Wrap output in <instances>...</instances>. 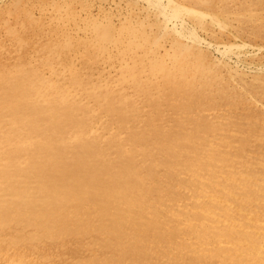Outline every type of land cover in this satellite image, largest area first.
Masks as SVG:
<instances>
[{
	"label": "rangeland",
	"instance_id": "obj_1",
	"mask_svg": "<svg viewBox=\"0 0 264 264\" xmlns=\"http://www.w3.org/2000/svg\"><path fill=\"white\" fill-rule=\"evenodd\" d=\"M0 78L32 85V112L60 98L78 123L56 135L64 150L77 136L99 139L104 163L117 167L119 154L131 150L127 138L144 134L147 145L131 165L156 188L139 221L117 219L112 235L101 232L108 224L96 208L82 207L81 221L73 203L62 207L65 232H57L36 177L25 174L28 152L13 170L16 142L0 139V264H264V0H0ZM108 108L123 111V120ZM16 119L0 106L2 138L12 134L24 148L42 138L16 131ZM191 133L195 141L177 149L168 175L158 143ZM204 150L206 166L184 156ZM22 196L32 203L15 207ZM112 243L120 245L115 252Z\"/></svg>",
	"mask_w": 264,
	"mask_h": 264
},
{
	"label": "bare ground",
	"instance_id": "obj_2",
	"mask_svg": "<svg viewBox=\"0 0 264 264\" xmlns=\"http://www.w3.org/2000/svg\"><path fill=\"white\" fill-rule=\"evenodd\" d=\"M170 29V28H169ZM171 31V30H170ZM202 31V30H200ZM204 32V31H203ZM209 34V33H208ZM204 38V37H203ZM207 41V40H206ZM133 43V42H132ZM159 54V53H158ZM169 54V53H168ZM177 54V53H176ZM67 56V55H66ZM60 57V56H59ZM22 58V57H21ZM67 58V57H66ZM69 59V58H68ZM74 61V60H73ZM168 61V60H167ZM173 61V60H172ZM179 61V60H178ZM64 64V63H63ZM62 64V66H63ZM83 65V64H82ZM75 66V65H74ZM94 66V65H93ZM180 66V65H179ZM69 67H72L71 65ZM69 69V68H68ZM90 69V68H89ZM67 70V69H66ZM76 70V68H75ZM65 71V69H64ZM45 72V71H44ZM43 74V73H42ZM192 75V74H191ZM207 76V75H206ZM208 77V76H207ZM74 78V77H73ZM56 79V78H55ZM190 80V79H189ZM230 82V81H229ZM233 82V81H232ZM242 83V82H241ZM5 86L6 90L0 91V106L9 110V115L12 118L17 117L15 123L16 131L20 130L28 133H41V139H32L31 143L24 148L21 144L22 141L16 139L14 136L7 135L4 138L0 136V139H4L5 142L11 143V140H15L16 144L11 152V168L16 170L17 156L25 151L28 152V163L26 167V175L34 176L37 179V186L42 190L45 197L49 213H51L53 221L58 225L57 232H65L62 227L63 212L62 207L65 204L73 203L77 208L74 210V214L81 221H84V212L82 207L90 205L96 208L97 214L107 222V226L102 227L101 232L111 233L117 229V219L131 217L135 221H139V217L144 213L149 205V199L147 198L148 192L155 191L156 188L152 187L148 189L145 185V180L139 173L135 172L131 165V156L141 146L143 148L147 145V139L145 135L133 138H127V142L131 145V150L121 152L119 154V165L113 167L104 163L105 144H100L99 139H84L77 136L73 139L71 147L69 149H63L62 139H57L58 134L65 133L68 124L77 125V121L71 118L67 113V108L63 105L60 98H53L52 103L54 108L37 109L35 112L31 111L32 99H35L37 93L32 88V85L27 81L20 79L19 81L10 83L9 80L0 78V86ZM253 88V87H252ZM171 94L176 95V87H171ZM220 93V92H219ZM240 93V92H238ZM242 93V92H241ZM260 93V92H259ZM246 95V94H245ZM247 98V97H246ZM250 100V99H249ZM255 101V100H254ZM13 103V105H11ZM248 104V103H247ZM259 106V105H258ZM250 108V107H249ZM264 110V109H263ZM260 111V110H259ZM108 112L117 115L118 119L123 120V111L114 110L108 108ZM215 113V112H214ZM18 115V116H17ZM233 121V120H232ZM245 123V122H244ZM222 135V134H221ZM233 136V135H230ZM236 136V135H235ZM159 140V139H158ZM258 140V139H257ZM262 140V139H261ZM195 141V134L189 135H176L173 134L169 139H161L157 148L160 155H164L166 160L165 164L168 170V175L172 174V170L176 165L177 154L176 151L180 146L189 147ZM225 141V140H224ZM227 141V140H226ZM225 141V142H226ZM252 141V140H251ZM259 141V140H258ZM21 143V144H20ZM256 143V142H255ZM258 143V142H257ZM262 143V142H261ZM111 144V141L108 145ZM253 144V143H252ZM20 145V146H19ZM261 145V144H260ZM233 146V145H232ZM264 146V144H263ZM239 147V146H238ZM1 148V147H0ZM29 148V151L28 149ZM250 150V149H249ZM261 150V149H260ZM140 151H142L140 149ZM233 151V150H232ZM187 152V151H186ZM184 153V156L191 162H199L204 165L208 161H211L210 152L204 150L203 155H194L191 152ZM243 155V154H242ZM220 156V154H219ZM227 156V155H226ZM252 157V156H251ZM249 157V159L251 158ZM156 158V157H155ZM196 158V159H195ZM198 158V159H197ZM226 158V157H225ZM246 158V157H245ZM262 158V157H261ZM229 159V158H228ZM233 159V158H231ZM247 159V158H246ZM199 160V161H196ZM237 160V159H236ZM239 160V159H238ZM237 160V161H238ZM251 160V159H250ZM232 161V160H231ZM213 163V162H212ZM215 163V162H214ZM229 163V162H228ZM227 163V164H228ZM251 163V162H250ZM114 164V163H113ZM193 164V163H192ZM211 164V163H210ZM226 164V163H225ZM223 163V165H225ZM208 165V163H207ZM221 165V166H223ZM184 166V165H183ZM186 166V165H185ZM206 166V164H205ZM217 166V164L215 165ZM219 166V165H218ZM227 166V165H226ZM233 166V165H231ZM194 167V165H193ZM242 167V165H241ZM251 167V166H250ZM202 168V167H201ZM210 168V167H209ZM249 168V167H248ZM252 168V167H251ZM259 168V167H258ZM179 169V168H178ZM207 169V168H206ZM215 169V168H214ZM225 169V168H224ZM250 169V168H249ZM264 169V168H263ZM177 170V169H176ZM184 170V169H183ZM205 170V169H204ZM244 170V168H243ZM174 172V171H173ZM212 172V171H211ZM230 172V171H229ZM234 172V171H233ZM238 172V171H237ZM264 172V171H263ZM195 173V172H193ZM201 173V172H200ZM199 173V174H200ZM192 174V171H191ZM203 174V172H202ZM229 174V173H228ZM227 174V175H228ZM241 174V173H239ZM244 174V173H243ZM194 175V174H193ZM216 175V174H215ZM248 175V174H246ZM251 175V174H250ZM152 176L151 167L146 168L145 178ZM185 176V175H184ZM191 176V175H190ZM202 176V175H201ZM204 176V174H203ZM221 176V175H220ZM235 176V175H233ZM207 179H213L210 176ZM193 178V177H192ZM219 178V177H218ZM217 178V179H218ZM229 178V177H228ZM184 179V178H183ZM222 179V178H220ZM259 180V178H257ZM197 180V179H196ZM203 180V179H202ZM238 180V179H237ZM209 181V180H208ZM212 181V180H211ZM197 182V181H196ZM210 182V181H209ZM221 182H223L221 180ZM247 182V180H246ZM253 183V181H252ZM251 183V184H252ZM197 184V183H195ZM210 185V183H208ZM240 184V183H239ZM246 184V183H245ZM191 185V184H189ZM208 185V186H209ZM214 185V184H213ZM234 185V184H233ZM249 185V184H247ZM187 186V185H186ZM200 186H202L200 184ZM252 186V185H251ZM203 187V186H202ZM225 187V186H224ZM248 187V186H247ZM253 187V186H252ZM177 188V187H176ZM199 188V187H198ZM211 188V187H210ZM232 188V187H231ZM243 188V187H242ZM241 188V189H242ZM246 188V187H245ZM254 188V187H253ZM264 188V187H263ZM191 189V188H190ZM221 189V188H220ZM225 189V188H224ZM235 189V188H234ZM238 189V187H237ZM192 190V189H191ZM211 190V189H210ZM199 191V190H198ZM205 191V190H204ZM209 191V190H208ZM207 191V192H208ZM227 191V190H226ZM236 191V190H235ZM238 191V190H237ZM246 191V190H245ZM190 192V191H189ZM206 192V191H205ZM247 192V191H246ZM253 193V191H251ZM255 192V191H254ZM225 193V192H224ZM241 193V192H239ZM257 193V191H256ZM188 194V193H187ZM222 194V193H221ZM237 193H235L236 195ZM243 194V192H242ZM197 195V194H196ZM239 195V194H238ZM237 195V197H238ZM244 195V194H243ZM242 196V195H241ZM249 196V194H248ZM252 196V195H251ZM256 196V195H255ZM196 197V196H195ZM203 197V196H202ZM219 197V196H218ZM250 197V196H249ZM194 198V197H193ZM200 198V197H199ZM256 198V197H255ZM201 199V198H200ZM203 199V198H202ZM231 199V198H230ZM245 199V197H244ZM249 199V198H248ZM153 200V199H152ZM223 200V199H222ZM251 200V199H250ZM254 200V199H253ZM263 200V199H262ZM190 201V200H189ZM203 201V200H202ZM228 201V200H227ZM237 201V200H236ZM246 201V200H245ZM261 201V200H260ZM162 203V201H160ZM196 202V201H195ZM194 202V203H195ZM247 202V201H246ZM251 202V201H249ZM32 203V202H31ZM30 201L27 198H17L14 202L15 207L30 206ZM44 203V202H43ZM164 203V202H163ZM211 203V202H210ZM239 203V202H238ZM244 203V202H243ZM252 203V202H251ZM151 204V203H150ZM172 204V203H171ZM168 204V205H171ZM197 204V203H196ZM203 204V203H202ZM201 204V205H202ZM207 204V203H205ZM230 204V203H229ZM153 205V204H152ZM151 205V206H152ZM167 205V204H166ZM173 205V204H172ZM209 205V203H208ZM233 205V204H232ZM245 205V204H244ZM254 205V204H253ZM256 205V204H255ZM42 206V205H41ZM156 206V205H155ZM229 206V205H228ZM249 206V205H248ZM259 206V205H256ZM44 207V206H43ZM91 207V208H92ZM213 207V204H212ZM42 208V207H41ZM56 208V211L54 212ZM160 208V207H159ZM198 208V206H197ZM201 208V207H199ZM198 208V209H199ZM210 208V207H209ZM221 208V207H220ZM226 208V207H225ZM224 208V209H225ZM234 208V207H233ZM232 208V209H233ZM239 208V207H238ZM30 209V208H29ZM35 209V208H34ZM39 209V207H38ZM66 209V208H64ZM150 209H152L150 207ZM158 209V208H157ZM177 209V208H176ZM202 209V208H201ZM208 209V208H207ZM215 209V208H214ZM230 209V208H229ZM243 209V207L241 208ZM252 209V208H251ZM255 209V208H254ZM27 210V209H26ZM68 210V209H67ZM155 210V209H152ZM162 210V209H161ZM173 210V209H172ZM183 210V209H180ZM179 210V211H180ZM213 210V209H211ZM30 211V210H29ZM33 211V210H32ZM89 211V209H88ZM150 211V210H149ZM160 211V210H158ZM164 211V210H163ZM192 211V210H191ZM188 211V212H191ZM203 211V210H202ZM215 211V210H213ZM212 211V212H213ZM218 211V210H217ZM226 211V209H225ZM228 211V210H227ZM238 211V210H237ZM253 211V210H252ZM38 212V211H37ZM47 212V211H46ZM153 212V211H152ZM178 212V211H177ZM194 212V211H193ZM204 212V211H203ZM224 212V211H223ZM259 212V211H258ZM22 213V212H21ZM44 213V212H43ZM158 213V212H157ZM221 213V212H220ZM219 213V214H220ZM226 213V212H225ZM234 213V212H231ZM244 213V212H243ZM31 214V213H30ZM36 214V213H35ZM45 214V213H44ZM47 214V213H46ZM87 214V213H86ZM182 214V212H181ZM249 214V213H248ZM247 214V216H248ZM253 214V213H252ZM257 214V213H256ZM154 215V214H153ZM156 215V214H155ZM154 215V216H155ZM158 215V214H157ZM167 215V214H165ZM234 215V214H233ZM254 215V214H253ZM263 215V214H262ZM261 215V216H262ZM29 216V215H28ZM39 216V215H38ZM42 216V215H40ZM93 216V215H92ZM96 216V215H95ZM98 216V217H99ZM216 216V215H215ZM221 216V215H220ZM226 215H224L225 217ZM36 217V216H35ZM47 217V216H46ZM49 217V216H48ZM66 217V216H65ZM97 217V216H96ZM144 217V215H143ZM158 217V216H157ZM181 217V216H180ZM191 217V216H190ZM210 217V216H209ZM254 217V216H253ZM260 217V216H259ZM43 218V217H42ZM87 218V217H86ZM93 218V217H92ZM152 218V217H151ZM222 218V217H220ZM228 218V217H227ZM245 218V217H244ZM33 219V218H31ZM70 219V217H69ZM154 219V218H153ZM181 219V218H180ZM187 219V218H186ZM223 219V218H222ZM225 219V218H224ZM252 219V218H251ZM41 228L46 230L47 227L42 225L43 219L38 218ZM49 220V219H48ZM47 220V222H48ZM66 220V219H65ZM123 220V219H122ZM132 220V219H131ZM150 220V219H149ZM174 220V219H173ZM172 220V221H173ZM214 220V219H213ZM230 220V219H229ZM233 220V219H232ZM237 220V219H236ZM240 220V219H239ZM250 220V219H249ZM254 220V219H253ZM262 220V219H261ZM30 221V220H29ZM90 221V220H89ZM145 221V220H143ZM159 221V220H158ZM162 221V220H161ZM166 221V220H165ZM191 221V220H190ZM218 221V220H217ZM222 221V220H221ZM227 221V220H226ZM243 221V220H242ZM96 222V221H95ZM147 222V221H146ZM150 222V221H149ZM177 222V221H176ZM201 222V221H200ZM207 222V221H206ZM223 222V221H222ZM228 222V221H227ZM238 222V221H237ZM261 222V221H260ZM13 223V222H12ZM24 223V221H23ZM66 223V222H65ZM70 223V222H69ZM74 223V222H73ZM153 223V222H152ZM219 223V222H218ZM245 223V222H244ZM263 223V222H262ZM19 224V223H18ZM16 224V225H18ZM48 224V223H47ZM83 224V223H82ZM136 224V223H135ZM157 224V223H156ZM189 224V223H188ZM196 224V223H195ZM212 224V223H210ZM223 224V223H222ZM243 224V223H242ZM251 224V223H250ZM260 224V223H259ZM11 225V224H10ZM13 225V224H12ZM77 225V224H76ZM143 225V224H142ZM178 225V224H176ZM202 225V224H201ZM209 225V224H208ZM225 225V224H224ZM227 225V224H226ZM244 225V224H243ZM38 226V225H37ZM36 226V227H37ZM87 226V225H86ZM103 226V225H102ZM121 226V225H120ZM123 226V225H122ZM147 226V224H146ZM204 226V225H203ZM249 226V225H248ZM29 227V226H28ZM35 227V226H34ZM39 227V226H38ZM98 227V226H96ZM109 227V228H107ZM119 227V226H118ZM157 227V226H156ZM196 227V226H195ZM222 227V226H221ZM221 227L220 230H221ZM226 227V226H224ZM237 227V226H236ZM250 227V226H249ZM6 228V227H5ZM72 228V227H71ZM89 228V226H88ZM123 228V227H122ZM150 228V227H147ZM146 228V229H147ZM199 228V227H198ZM201 228V227H200ZM203 228V227H202ZM206 228V227H204ZM208 228V227H207ZM216 228V227H215ZM248 228V227H247ZM28 229V228H27ZM51 229V228H50ZM57 229V228H56ZM76 229V227H75ZM213 229V228H212ZM223 229V228H222ZM245 229V228H244ZM257 229V228H256ZM260 229V228H259ZM263 229V228H261ZM15 230V229H14ZM22 230V228H21ZM20 230V231H21ZM67 233L70 232L68 231ZM123 230V229H122ZM134 230V229H133ZM138 230V229H137ZM160 230V228H159ZM165 230V229H164ZM178 230V229H177ZM181 230V229H180ZM198 230V229H196ZM226 230V229H225ZM228 230V228H227ZM247 231V229H245ZM9 231V230H8ZM11 231V229H10ZM9 231V232H10ZM26 231V230H25ZM31 231V230H30ZM55 231V230H54ZM73 231V230H72ZM89 231V230H88ZM183 231V230H182ZM181 231V232H182ZM199 231V230H198ZM213 231V230H212ZM224 231V230H223ZM237 231V230H236ZM14 232V231H13ZM23 232V231H21ZM28 232V231H27ZM42 232V231H41ZM56 232V231H55ZM56 232V234H57ZM77 232V231H76ZM84 232V231H83ZM93 232V231H92ZM95 232V231H94ZM93 232V233H94ZM157 232V231H156ZM159 232V231H158ZM185 232V231H184ZM207 232V231H205ZM233 232V231H232ZM238 232V231H237ZM241 232V231H240ZM261 232V231H260ZM3 233V232H2ZM173 233V232H172ZM220 233V232H219ZM223 233V232H222ZM225 233V232H224ZM228 233V232H227ZM231 233V232H230ZM7 234V233H6ZM17 234V233H16ZM86 234V233H85ZM120 234V233H118ZM132 234V233H131ZM162 234V233H161ZM226 234V233H225ZM234 234V233H233ZM236 234V233H235ZM238 234V233H237ZM244 233H242L243 236ZM250 234V233H249ZM20 235V233H19ZM18 235V236H19ZM24 235V234H23ZM32 235V234H31ZM50 235V234H49ZM62 235V234H61ZM70 235V234H69ZM68 235V236H69ZM77 235V234H76ZM127 235V234H126ZM130 235V234H129ZM175 235V233H174ZM245 235V234H244ZM248 235V233H247ZM253 235V234H252ZM4 236V235H3ZM12 236H14L12 234ZM34 236V235H33ZM72 236V235H71ZM89 236V235H88ZM99 236V235H98ZM141 236V235H140ZM235 236V235H234ZM15 237V236H14ZM13 237V238H14ZM22 237V236H21ZM24 237V236H23ZM48 237V236H47ZM77 237V236H75ZM85 237V236H84ZM83 237V238H84ZM107 237V236H106ZM111 237V236H110ZM121 237V236H120ZM163 237V236H162ZM217 237V236H216ZM221 237V236H219ZM232 237V236H231ZM245 237V236H244ZM249 237V236H247ZM254 237V235H253ZM18 238V237H17ZM28 238V237H27ZM26 238V239H27ZM31 238V236H30ZM33 238V237H32ZM36 238V237H35ZM104 238V237H103ZM114 238V237H113ZM125 238V237H124ZM131 238V237H130ZM129 238V239H130ZM192 238V237H191ZM218 238V237H217ZM226 238V237H225ZM246 238V237H245ZM257 238V237H256ZM61 239V238H60ZM85 239V238H84ZM184 239V238H183ZM221 239V238H220ZM249 239V238H248ZM252 239V237H251ZM25 240V239H24ZM30 240V239H29ZM48 240V239H47ZM50 240V238H49ZM48 240V241H49ZM83 240V239H81ZM80 240V241H81ZM90 240V239H89ZM92 240V239H91ZM117 240V239H116ZM119 240V239H118ZM207 240V239H206ZM213 240V239H212ZM215 240V239H214ZM231 240V239H230ZM21 241V240H20ZM39 241V240H38ZM103 241V240H102ZM123 241V240H122ZM204 241V239H203ZM210 241V240H209ZM259 241V240H258ZM8 242V241H7ZM29 242V241H28ZM27 242V243H28ZM33 242V241H32ZM51 242V241H50ZM49 242V243H50ZM56 242V241H55ZM58 242V241H57ZM90 242V241H88ZM108 242V241H107ZM106 242V243H107ZM112 242V241H111ZM110 242V243H111ZM129 242V241H128ZM135 242V241H134ZM196 242V241H195ZM228 242V241H227ZM249 242V241H248ZM1 243V242H0ZM22 243V242H21ZM95 243V242H94ZM104 243V241H103ZM261 243V242H260ZM259 243V244H260ZM14 244V243H13ZM52 244V243H50ZM123 244V243H122ZM138 244V243H137ZM136 244V246H137ZM220 244V243H219ZM224 244V243H223ZM226 244V243H225ZM231 244V243H230ZM229 244V245H230ZM264 244V243H263ZM25 245V243H24ZM93 245V244H91ZM107 245V244H106ZM109 245V244H108ZM148 245V244H147ZM253 245V244H252ZM6 246V245H5ZM128 246V244H127ZM141 246V245H140ZM188 246V244H187ZM223 246V245H222ZM147 247V246H146ZM203 247V246H202ZM11 248V247H9ZM71 248V247H70ZM120 245L118 243H112L109 246L110 250H118ZM184 248V247H183ZM188 248V247H187ZM196 248V247H195ZM235 248V247H234ZM243 248V247H242ZM247 248V247H246ZM264 248V247H263ZM205 249V248H204ZM250 249V248H249ZM10 250V249H9ZM14 250V249H13ZM80 250V249H79ZM84 250V249H83ZM106 250V249H104ZM146 250V249H145ZM170 250V249H169ZM207 250V249H206ZM232 250V249H230ZM245 250V249H244ZM256 250V249H255ZM25 251V250H24ZM128 251V250H127ZM166 251V250H165ZM189 251V250H188ZM193 251V250H192ZM240 251V250H239ZM247 251V250H245ZM244 251V252H245ZM150 252V251H149ZM170 252V251H169ZM229 252V251H228ZM232 252V251H231ZM237 252V251H236ZM262 252V251H261ZM31 253V252H30ZM121 253V251H120ZM200 253V252H199ZM209 253V252H208ZM94 254V253H93ZM114 254V253H113ZM129 254V253H128ZM181 254V253H180ZM201 254V253H200ZM251 254V253H250ZM249 254V255H250ZM255 253H253L254 255ZM2 255V254H1ZM97 255V254H96ZM213 255V254H212ZM222 255V253H221ZM234 255V254H233ZM236 255V254H235ZM19 256V255H18ZM17 256V257H18ZM121 256V255H120ZM202 256V255H201ZM200 256V257H201ZM229 256V255H227ZM225 256V257H227ZM2 257V256H1ZM8 256H6L7 258ZM20 257V256H19ZM24 257V256H23ZM134 257V256H133ZM157 257V256H156ZM199 257V256H198ZM217 257H219L217 255ZM224 257V256H223ZM230 257V256H229ZM236 257V256H235ZM238 257V256H237ZM244 257V256H243ZM247 257V256H246ZM169 258V257H168ZM234 258V256H233ZM253 258V257H252ZM257 258V257H256ZM17 259V258H16ZM96 259V257H95ZM147 259V258H146ZM220 259V258H219ZM231 260V258H228ZM262 259V258H261ZM14 260V259H13ZM24 260V259H23ZM29 260H32L31 258ZM94 260V259H93ZM100 260V259H99ZM102 260V259H101ZM117 260V259H116ZM124 260V258H123ZM208 260V259H207ZM227 260V259H226ZM11 261V260H10ZM22 261V259H21ZM95 261V260H94ZM178 261V260H177ZM199 261V260H198ZM236 261V260H235ZM242 261V260H241ZM108 262V261H107ZM112 262V261H111ZM220 262V261H218ZM225 262V261H223ZM228 261H226L227 264ZM234 262V261H233ZM237 262V261H236ZM246 262V260H245ZM20 263V262H19ZM76 263V262H75ZM91 263V262H90ZM124 263V262H123ZM222 263V262H221ZM243 263V261H242ZM241 263V264H242ZM119 264V263H118ZM129 264V263H128ZM220 264V263H219ZM223 264V263H222Z\"/></svg>",
	"mask_w": 264,
	"mask_h": 264
}]
</instances>
